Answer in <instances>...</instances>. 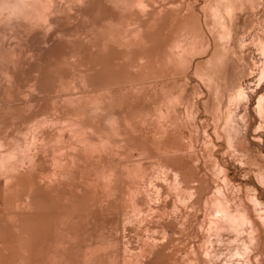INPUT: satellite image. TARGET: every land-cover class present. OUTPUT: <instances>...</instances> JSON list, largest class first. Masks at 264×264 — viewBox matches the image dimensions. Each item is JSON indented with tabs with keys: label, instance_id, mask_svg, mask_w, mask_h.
Listing matches in <instances>:
<instances>
[{
	"label": "rangeland",
	"instance_id": "obj_1",
	"mask_svg": "<svg viewBox=\"0 0 264 264\" xmlns=\"http://www.w3.org/2000/svg\"><path fill=\"white\" fill-rule=\"evenodd\" d=\"M0 264H264V0H0Z\"/></svg>",
	"mask_w": 264,
	"mask_h": 264
},
{
	"label": "bare ground",
	"instance_id": "obj_2",
	"mask_svg": "<svg viewBox=\"0 0 264 264\" xmlns=\"http://www.w3.org/2000/svg\"><path fill=\"white\" fill-rule=\"evenodd\" d=\"M217 203H219V206H222L221 202H217ZM223 212L227 215V218L232 223L243 224L247 220L244 214L236 213V212L234 213L227 212L225 209L223 210Z\"/></svg>",
	"mask_w": 264,
	"mask_h": 264
}]
</instances>
